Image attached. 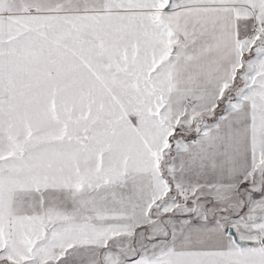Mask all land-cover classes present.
I'll list each match as a JSON object with an SVG mask.
<instances>
[{
  "label": "snow or ice",
  "instance_id": "6c2138e0",
  "mask_svg": "<svg viewBox=\"0 0 264 264\" xmlns=\"http://www.w3.org/2000/svg\"><path fill=\"white\" fill-rule=\"evenodd\" d=\"M0 264H264V0H0Z\"/></svg>",
  "mask_w": 264,
  "mask_h": 264
}]
</instances>
